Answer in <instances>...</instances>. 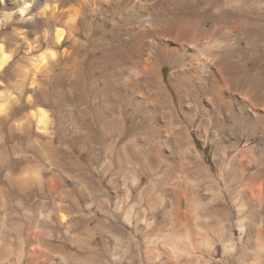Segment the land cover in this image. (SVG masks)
Wrapping results in <instances>:
<instances>
[{
	"label": "rangeland",
	"instance_id": "374dc122",
	"mask_svg": "<svg viewBox=\"0 0 264 264\" xmlns=\"http://www.w3.org/2000/svg\"><path fill=\"white\" fill-rule=\"evenodd\" d=\"M223 3L186 0L163 16L213 23L222 18L214 12ZM13 30L14 22L0 10V40ZM86 32L78 35L86 42L79 55L88 59L78 74L71 75L75 84L61 85L67 75L60 67L42 73L39 78L48 84L36 104L28 101L29 87L22 90L10 82L18 61L26 57L24 50L0 73V105L6 96L11 101L0 126V154L8 159L0 155V264H264V229H240L242 203L232 199L239 183L226 186L224 168L215 158L223 131L214 139L213 125L205 137L199 129L205 114L199 113L194 123L184 117L180 92L170 81L171 63L162 73L163 86L175 103L174 125L191 130L198 164L221 181L220 199L209 195L208 188L214 192L216 185L203 173L198 176L186 164H173L172 159L181 155L175 149L165 148L164 155L156 158V137L151 133L157 124L152 112L133 108V98L124 102L119 78L109 75V68L103 74L98 71L94 61L102 53L93 38L103 31L93 30L91 38ZM235 37L240 40L234 58H242L248 67L244 76L264 74V53L246 54V35L237 32ZM51 50L44 46L30 57L37 61ZM11 52L6 48L5 53ZM119 57L113 60L116 68ZM119 104L124 107L120 127L111 129ZM40 111L47 116L43 130L38 128ZM260 140V135L253 137L239 127L228 161L242 155L251 160L252 148ZM254 189L261 190L257 185ZM252 215L248 209L243 218L262 222L264 228V206Z\"/></svg>",
	"mask_w": 264,
	"mask_h": 264
},
{
	"label": "bare ground",
	"instance_id": "6f19581e",
	"mask_svg": "<svg viewBox=\"0 0 264 264\" xmlns=\"http://www.w3.org/2000/svg\"><path fill=\"white\" fill-rule=\"evenodd\" d=\"M184 1L0 0V10L5 18L14 22L13 34L0 40V73L24 50L26 57L18 61L10 82L22 90L29 87L28 101L36 104L40 90L48 84L39 76L55 72L60 67L67 75L61 85L68 87L75 84L71 75L78 74L88 59L79 55L86 42L78 35L87 31V37L91 38L94 37L93 30H102L100 37L93 38L98 52L102 53L94 63L99 72L109 68V75L118 76L124 102L133 98L132 101L136 102H133V108L152 112L153 121L157 124L151 133L156 137L153 145L156 158L164 155L165 148L175 149L181 155L172 159L173 164H186L188 170L198 176L203 173L209 183L216 185L214 192L208 188L209 195L220 199L224 192L221 181L198 164L200 158L192 151L191 130L187 126L174 125L177 119L173 114L175 103L163 86L162 73L164 66L171 63L170 81L180 92L179 105L184 117L194 123L199 113L205 114L207 117L203 118L199 127L205 137L213 125L217 128L212 135L214 139L217 140L223 131L215 158L219 168H224L226 186L230 188L232 184L239 183L232 199L242 203L239 207L242 217L238 218L240 229H264L260 225L262 222H250L249 218H243L248 209L254 214L251 217H255L264 206V93H260L264 86V74L245 77L247 63L244 65L240 57L234 58L239 53L237 42L240 38L235 37L237 32L246 35L249 44L246 54L252 50L264 53V0H225L214 12L222 18L213 23L208 21L203 24L201 19L193 21L184 16H163L174 5L179 6ZM44 46L52 49L51 52L37 61L33 60L30 56ZM6 48L12 49L11 54L5 53ZM119 55L121 57L116 62L120 67L116 68L113 60ZM10 103V98L6 96L0 105V126L7 118ZM121 107L119 104L112 109L118 116L109 123L111 129L116 125L120 127L118 117L124 112V107ZM37 121L41 126L38 128L45 129L42 124L47 121L46 113L40 111ZM239 127L253 137L260 135L261 140L253 146L251 160L242 155V158L228 161V149L235 145L234 138L239 133ZM2 156L6 158V155ZM256 185L260 191H255ZM189 189L197 193L193 188ZM249 238L251 236L246 238V243Z\"/></svg>",
	"mask_w": 264,
	"mask_h": 264
}]
</instances>
